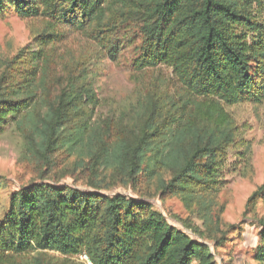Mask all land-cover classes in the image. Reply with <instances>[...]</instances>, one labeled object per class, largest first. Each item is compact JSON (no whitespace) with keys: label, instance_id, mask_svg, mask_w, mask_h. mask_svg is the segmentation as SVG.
<instances>
[{"label":"trees","instance_id":"1","mask_svg":"<svg viewBox=\"0 0 264 264\" xmlns=\"http://www.w3.org/2000/svg\"><path fill=\"white\" fill-rule=\"evenodd\" d=\"M256 2L264 5V0H0V13L13 8L22 19L46 22L38 50L9 64L27 66L26 75L15 84L11 74L0 78V129L9 125L22 134L38 178L14 193L3 211L0 264H21L30 255L44 264L46 253L64 257L60 264L82 255L92 264H217L206 243L171 225L148 200L104 194L95 182L99 171L114 170L134 188L156 180L163 198L179 197L190 210L207 204L218 191L223 158L238 146L239 128L225 104L264 99V20L253 14ZM61 27L86 34L112 61L134 27L141 37L134 67L171 68L182 86L180 100L168 108L164 100L150 98L142 105L140 127L96 123L98 97L84 76L54 81L61 87L57 93L50 82ZM66 150L78 158L75 181L89 180L90 190L45 181ZM259 251L263 263L264 248Z\"/></svg>","mask_w":264,"mask_h":264},{"label":"rangeland","instance_id":"2","mask_svg":"<svg viewBox=\"0 0 264 264\" xmlns=\"http://www.w3.org/2000/svg\"><path fill=\"white\" fill-rule=\"evenodd\" d=\"M252 11L259 20H264V5L256 2ZM45 24L40 19H22L13 8L0 13V78L6 73L11 74V82L15 84L26 75L27 66L10 69L9 64L38 50L36 40L43 33ZM137 31L133 27L127 39L121 40L123 47L116 61H112L86 34L69 27L59 28L61 38L52 56L50 82H65L62 78L68 74L84 76L98 97L96 123L103 125L113 120L127 129L137 122L140 127L143 104L153 98L164 100L168 108L172 107L180 100L182 86L166 65L145 71L134 67L141 44ZM52 85L55 93L61 89L59 83ZM224 108L239 128L238 146L229 149L223 158L218 191L209 196L206 205L190 210L179 197L163 198L156 180H145L134 188L127 178L114 170L99 171L95 184L107 195L119 193L148 200L171 225L206 243L217 264H264L259 257L260 246L264 248V227L261 225L264 193L260 192L264 184V99L225 104ZM77 160L73 152L63 151L57 170L45 181L90 190L89 180L75 181V176L81 172ZM36 181L37 174L25 150L22 134L9 125L3 131L0 129V221L10 197ZM256 193H259L258 199L249 205L250 198ZM34 256H27L20 263L35 264ZM86 257H71L70 264H88ZM43 258L44 264H60L64 257L46 253Z\"/></svg>","mask_w":264,"mask_h":264},{"label":"built area","instance_id":"3","mask_svg":"<svg viewBox=\"0 0 264 264\" xmlns=\"http://www.w3.org/2000/svg\"><path fill=\"white\" fill-rule=\"evenodd\" d=\"M86 260L88 261V264H92V263L90 262V260L88 259V257H86Z\"/></svg>","mask_w":264,"mask_h":264}]
</instances>
